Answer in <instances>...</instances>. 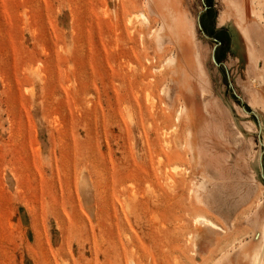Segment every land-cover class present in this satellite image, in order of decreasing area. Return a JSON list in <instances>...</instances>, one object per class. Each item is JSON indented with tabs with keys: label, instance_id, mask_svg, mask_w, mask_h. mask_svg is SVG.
I'll return each mask as SVG.
<instances>
[{
	"label": "rangeland",
	"instance_id": "obj_1",
	"mask_svg": "<svg viewBox=\"0 0 264 264\" xmlns=\"http://www.w3.org/2000/svg\"><path fill=\"white\" fill-rule=\"evenodd\" d=\"M263 29L264 0H0V264H249Z\"/></svg>",
	"mask_w": 264,
	"mask_h": 264
},
{
	"label": "bare ground",
	"instance_id": "obj_2",
	"mask_svg": "<svg viewBox=\"0 0 264 264\" xmlns=\"http://www.w3.org/2000/svg\"><path fill=\"white\" fill-rule=\"evenodd\" d=\"M152 5V4H151ZM151 8H152V6H151ZM168 8V7H167ZM164 9H165V7H164ZM168 10V9H167ZM146 11V10H145ZM168 14H169V12H167ZM171 13V12H170ZM162 14H164V13H162ZM171 15V14H170ZM169 15V16H170ZM226 15H227V17L229 18L230 16H232V13H231V10H229L227 13H226ZM162 16V15H161ZM134 17H136L135 19H140V17L141 18H143V20H144V22L145 23H149L150 22V19H149V16H148V14L147 13H145L143 10L142 11H139L137 14H135V16ZM164 17V18H163ZM161 19L164 21V26L162 27V29L165 31H167V29L169 30L170 29V31H173V30H171V29H173L174 27H172L173 25V23L171 22V27L170 26H168V24H167V22H166V20H168V19H166L165 18V15L163 16ZM167 17V16H166ZM129 18V17H128ZM187 18V17H186ZM134 19V20H135ZM129 20V19H128ZM170 20V19H169ZM179 20H181V19H179ZM188 20V19H187ZM182 21H184V20H181L180 22H182ZM247 20H240V22H246ZM188 22V21H187ZM241 23V24H242ZM252 23L254 24L255 23V25H258L259 26V24L257 23V22H255V19H252ZM130 24V23H129ZM167 24V25H166ZM185 24V23H184ZM188 24V23H187ZM186 25V24H185ZM185 25H183V23H182V25H181V27H180V29L181 30H179V31H181L183 34H184V32H185V34L186 33H188L189 34V32H191V31H189V29H188V27H186ZM243 25V24H242ZM167 26L168 27H170V28H167ZM248 26V25H247ZM176 27H177V25H176ZM254 27H257V26H254ZM260 28V31H261V29H262V27L261 26H259ZM178 28V27H177ZM248 28V27H247ZM161 29V30H162ZM174 30H175V28H174ZM241 30L243 31V33H244V35H245V37L247 38V40L248 41H252V39L249 37V35H248V32H247V29H246V25L245 26H241ZM249 30V29H248ZM177 31V30H176ZM257 31V30H256ZM259 31V30H258ZM263 31V33H261L262 35L264 34V29L262 30ZM252 31H250V33H251ZM171 33V32H170ZM192 33V32H191ZM257 33V32H256ZM259 33V32H258ZM161 32L159 33V35H157V36H159V37H161ZM176 34L178 35L179 34V32L177 31L176 33H175V36H176ZM165 35V34H164ZM260 35V34H259ZM261 35V36H262ZM261 36H260V38H261ZM171 37H174V32L171 34ZM263 37V36H262ZM170 39V38H169ZM171 40V39H170ZM257 40V39H256ZM261 40H263V39H261ZM264 41V40H263ZM259 42H257V44H258ZM261 43V42H260ZM257 44L255 43L254 44V42H253V45H254V47H256L257 46ZM261 48H263V54H262V56H263V58H264V45H263V42H262V44H261ZM195 51V57L197 58V59H199V55H198V52L196 51V50H194ZM173 58H174V56H169L168 57V59H167V63L169 64L170 62H171V60H173ZM201 59V58H200ZM198 62H199V60H197ZM198 62H197V64H198ZM201 62V61H200ZM192 64V63H191ZM187 75V74H186ZM259 79H260V81H264L263 80V78H262V76H260L259 77ZM196 81V80H195ZM260 83V82H259ZM258 82H257V84H259ZM202 84V83H201ZM207 112V111H206ZM208 113V112H207ZM208 116L210 117V115H209V113H208ZM219 116V115H218ZM208 117V118H209ZM165 135V134H164ZM175 168L176 167H174L173 168V170L174 171H176L177 170V168H176V170H175ZM171 179V178H170ZM204 218L203 219H205V217L206 216H203ZM198 218V217H197ZM202 218V217H201ZM200 218V219H201ZM209 220V219H208ZM210 221V220H209ZM207 222V221H206ZM212 222V221H211ZM212 224H214V223H212ZM215 225V224H214ZM259 236V235H258ZM261 240H260V245L259 244H256V242H255V244H254V248L253 249H245L244 250V255L246 256L245 258H248V260H249V264H264V228L262 229V231H261Z\"/></svg>",
	"mask_w": 264,
	"mask_h": 264
}]
</instances>
